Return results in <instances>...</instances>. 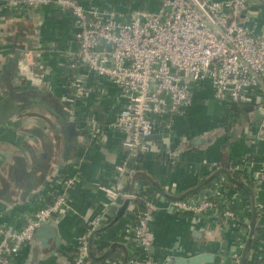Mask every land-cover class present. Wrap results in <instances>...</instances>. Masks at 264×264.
Instances as JSON below:
<instances>
[{
  "label": "built area",
  "instance_id": "built-area-1",
  "mask_svg": "<svg viewBox=\"0 0 264 264\" xmlns=\"http://www.w3.org/2000/svg\"><path fill=\"white\" fill-rule=\"evenodd\" d=\"M250 1L264 6V0H0V21L46 9L68 22L69 36L48 42L40 32L45 18L35 17L39 38L33 49L24 50L18 68L27 70L38 56H51L61 81L60 103L79 125L78 133L97 146H104L108 135H120L124 159L114 167L113 183L96 186L105 199L101 211L85 221L87 234L76 240L72 264H91L90 233L108 226L111 209L124 203L133 208L127 229L138 247L128 264H160L150 250L151 224L161 207L147 197V187L135 175L142 170L141 158L154 152L151 139L172 135L204 84L210 85L216 102L233 110L261 99L264 38L246 27ZM109 87L115 91L111 97ZM105 101L115 110L113 118L106 108L96 109ZM78 175L55 176L44 193L51 202L20 229L0 225V264L19 259L42 222L56 219L61 211L62 217L74 212L69 193L80 181ZM258 181L253 190L264 183V173ZM224 185L218 178L193 197L167 201L164 209L195 218L222 217L240 235L244 225L224 201ZM256 208L261 216L262 207ZM235 246L237 251L226 258L229 264H240L242 241Z\"/></svg>",
  "mask_w": 264,
  "mask_h": 264
},
{
  "label": "crops",
  "instance_id": "crops-1",
  "mask_svg": "<svg viewBox=\"0 0 264 264\" xmlns=\"http://www.w3.org/2000/svg\"><path fill=\"white\" fill-rule=\"evenodd\" d=\"M38 16L46 20L42 22L40 32L48 42L69 36L68 22L59 21L57 15L46 9H35L27 11L21 19L14 18L11 23L1 20L0 39L12 33L14 25H23V19L31 23ZM247 17L245 24L249 31L264 38V6L250 1ZM5 40L0 41V65L16 53L15 49H19L18 45ZM47 58V65L54 70L50 76L43 75L39 79L48 86L39 89L45 103L30 117L13 119L0 128V225L20 229L35 211L51 202L52 198L44 193L55 176L62 177L67 173L74 177L79 174L80 181L69 193L74 212L62 217L57 225L60 242L56 245L47 241L48 247L40 251L42 258L37 262L72 264L76 240L87 234L85 221L101 211L105 199L96 186L115 181L114 167L122 163L125 154L120 145V135H108L107 143L97 146L87 135L78 133L79 125L70 122L71 117L66 115V111L55 110L53 103L61 105L63 92L57 62H53L51 56ZM108 89L111 97L115 91ZM4 93L1 85L0 98ZM212 93L208 84L195 92L192 107L184 118L176 121L172 135L168 137L162 133L154 136L151 139L154 152L141 158L142 170L137 174L142 178L139 179L147 187V197H154L161 207L151 224L154 246L150 251L153 260L160 264L174 257L189 258L200 254H212L216 260L214 264H229L226 258L237 251L235 244L239 240L243 243V251H239L241 264H264V183L255 188L251 201L244 190L227 188L226 180L233 172L254 187L253 184L257 185L264 173V93L257 105H252L256 108L254 111L245 106L236 118L233 109L216 102ZM48 94L50 98L46 96ZM101 104L96 109L101 112L106 108L113 118L115 110L109 108V102ZM71 129L76 131L74 137L68 133ZM208 137H213V140ZM198 138L201 141L195 143ZM174 149L178 150V156H172ZM214 173L213 180L224 179V201L231 203L237 219L244 225L240 235H236L231 230L232 224L222 217L195 218L191 214L164 209L167 195H182L186 196L185 199L193 197L202 188L191 195L188 192L208 182ZM252 205L262 207L261 216H250ZM119 208L111 209L113 217L108 226L90 233L91 264H128L129 258L137 252L138 247L127 229L131 217L129 212L133 208L127 207L123 216L116 219ZM251 224L254 226L252 235ZM202 231L213 234L210 238L194 235ZM32 252L38 256V251ZM29 256L27 246L13 264H25Z\"/></svg>",
  "mask_w": 264,
  "mask_h": 264
},
{
  "label": "flooded vegetation",
  "instance_id": "flooded-vegetation-1",
  "mask_svg": "<svg viewBox=\"0 0 264 264\" xmlns=\"http://www.w3.org/2000/svg\"><path fill=\"white\" fill-rule=\"evenodd\" d=\"M23 20L21 22L23 25L21 24L20 26L17 24L14 25L15 27L12 28V33H8V35L5 38L2 37L0 41L2 40L4 42V40L6 39L5 41L10 42L11 44L18 45V48L25 47L27 45V42L34 43L39 38L38 34H39L40 21L33 20L31 21V23H27L24 22L25 20L24 21ZM13 21L14 19H10L4 22L11 23ZM24 49H26V47ZM15 51L16 53L14 54V57L17 56L18 58L15 59L16 62H14V64H13V60H11L12 58L8 57L6 63L8 64L10 62L11 66L7 67L6 63L0 65V88L2 85L3 90L6 93L4 96L9 94L8 90L10 88L16 89L18 93H23V92L28 93V95L26 96L25 101L19 103V110L17 111V113L14 114L4 124L9 123L13 119H19L21 117H30L35 112V110L40 107V105L45 103L44 101L46 99L44 95L39 94V89H43V87H46L47 83L45 81L42 82L39 79H41L43 75H47V76L51 75V70L47 66L44 55L38 56L35 64L30 68H28L27 70H21L20 68H18L19 61H17V59L23 58L25 52L24 50H19V49H15ZM8 70L12 73L13 72L16 73L14 78L12 77V74L9 73ZM4 71L7 74L6 73L4 74ZM8 79L10 80L7 82ZM49 85L51 84L49 83Z\"/></svg>",
  "mask_w": 264,
  "mask_h": 264
},
{
  "label": "water",
  "instance_id": "water-1",
  "mask_svg": "<svg viewBox=\"0 0 264 264\" xmlns=\"http://www.w3.org/2000/svg\"><path fill=\"white\" fill-rule=\"evenodd\" d=\"M126 1H128V0H126ZM35 43H37V42L36 41L34 43L27 42V45L25 47L33 49L34 47H32L31 45H33V44L36 45ZM25 47H21V48H19V50H25L24 49ZM10 58H12L11 60H13V64H14V62H16L15 59L18 57L17 56L14 57V55H13V56H10ZM20 59H17V61H19ZM10 64L11 63L9 62L7 64V67H10L11 66ZM5 73L6 72L4 71V74ZM9 73L12 74L13 78L15 77L16 73H14V72L12 73L10 71H9ZM9 80L10 79H8L7 82ZM8 93L9 94H7L6 96L0 98V127L5 122H7L14 114L17 113V111L19 110V103L22 101H25L26 96L28 95V93H24V92L18 93L16 91V89H11V88L8 90ZM46 96L48 98H50L49 94ZM53 106L57 112L65 111L64 108L60 104L58 105V104L53 103ZM248 109L251 111H254L256 108L254 106H249ZM67 114H69V113H66V115ZM70 122L73 123L72 118L70 119ZM68 133L72 137H74L76 135L75 129L69 130ZM208 139L213 140V137H208ZM199 141H201L200 138H198L197 141H195V143L199 142ZM45 178H46V176L44 177L43 181H45ZM127 206H128V204L124 203L119 208L118 213L116 215V219H119L123 216ZM63 215H64V213H63V211H61L60 216L57 217L56 219H52L49 221L42 222L38 226V228L36 229V231L34 233L32 241L28 244L31 256H29V259H28V261L25 262V264H37V262L39 261L38 258L39 259L42 258V255L41 254L39 255V253H41L40 251L42 249H45L48 247L47 243H46L47 241H53L56 245L60 242V237L57 233V225L61 221ZM249 228H250V234L252 235L253 228H254L253 224H251ZM212 234H213L212 232H208V231H202V232L194 233V235H196L198 237H201V235H204L206 238H210ZM32 251H35V253H36V251H38V256L36 254L34 256ZM215 261H216L215 257L212 254H200V255H197L194 257H189V258L174 257V258H171L168 261H166L164 264H214Z\"/></svg>",
  "mask_w": 264,
  "mask_h": 264
},
{
  "label": "trees",
  "instance_id": "trees-1",
  "mask_svg": "<svg viewBox=\"0 0 264 264\" xmlns=\"http://www.w3.org/2000/svg\"><path fill=\"white\" fill-rule=\"evenodd\" d=\"M234 113H236V115L234 116L235 118L236 117H239L240 114L242 113V111H238L237 108H235L234 110ZM180 150V149H178ZM216 176V174L214 173L212 176H210L208 178V182H203V184L199 185L198 187H196L195 189H191L188 193L191 195L193 193H196L197 191H199L198 189L202 188V189H205V188H208L209 186H211L212 182L214 181V177ZM136 178H142L141 175H138L136 174L135 175ZM227 180V188H230L232 190H235V191H238V190H244L246 193H248L251 201L254 199V190H253V187L251 186L250 183L244 181V180H241L235 173L233 172H230L226 178ZM224 187H226V185H224ZM201 190V189H200ZM186 196H182V195H179V196H174V195H167L165 198H166V201H173V200H183V198L185 199ZM253 206V205H252ZM253 211H251V215L250 216H255L258 214V211H257V208L255 206H253ZM243 259H244V256H243ZM242 259V261H243ZM241 264V263H240ZM256 264H258V262H256Z\"/></svg>",
  "mask_w": 264,
  "mask_h": 264
},
{
  "label": "rangeland",
  "instance_id": "rangeland-1",
  "mask_svg": "<svg viewBox=\"0 0 264 264\" xmlns=\"http://www.w3.org/2000/svg\"><path fill=\"white\" fill-rule=\"evenodd\" d=\"M128 1L132 2L133 0H128ZM18 91H20V90H18ZM5 94H6V93H4L3 96H4Z\"/></svg>",
  "mask_w": 264,
  "mask_h": 264
}]
</instances>
